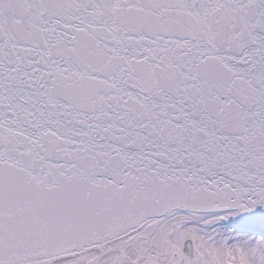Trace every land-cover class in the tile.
I'll return each instance as SVG.
<instances>
[{
	"label": "snow or ice",
	"instance_id": "obj_1",
	"mask_svg": "<svg viewBox=\"0 0 264 264\" xmlns=\"http://www.w3.org/2000/svg\"><path fill=\"white\" fill-rule=\"evenodd\" d=\"M0 264H264V0H0Z\"/></svg>",
	"mask_w": 264,
	"mask_h": 264
}]
</instances>
